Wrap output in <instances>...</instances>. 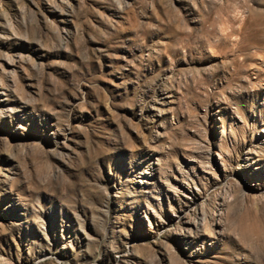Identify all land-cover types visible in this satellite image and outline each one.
<instances>
[{
  "label": "rangeland",
  "instance_id": "rangeland-1",
  "mask_svg": "<svg viewBox=\"0 0 264 264\" xmlns=\"http://www.w3.org/2000/svg\"><path fill=\"white\" fill-rule=\"evenodd\" d=\"M0 264H264V0H0Z\"/></svg>",
  "mask_w": 264,
  "mask_h": 264
}]
</instances>
